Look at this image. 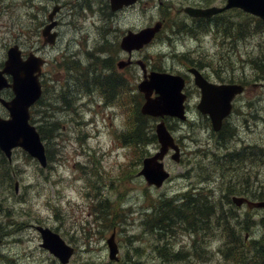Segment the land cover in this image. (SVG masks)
<instances>
[{
	"label": "rangeland",
	"instance_id": "obj_1",
	"mask_svg": "<svg viewBox=\"0 0 264 264\" xmlns=\"http://www.w3.org/2000/svg\"><path fill=\"white\" fill-rule=\"evenodd\" d=\"M52 1L0 0V63L6 59L7 49L13 43H20L26 51L43 47L41 30L48 14L44 5H49ZM172 1L178 7L182 3L202 0ZM222 1L216 0V3ZM96 6L104 7L105 2L96 3ZM159 12L157 1L154 0H151L147 7L141 2L124 11L123 14H118L112 21H105L98 12L88 14L85 19L80 7L66 8L62 14L60 43L56 47L43 49L44 54L51 60L44 69L46 77L49 78L54 74V67H58L57 64L62 60L63 54L73 53L72 55L76 58L85 61L86 54L82 53V50L87 46L93 48L100 42L99 46L105 38L115 41L116 36L122 33L123 29H139L148 25ZM225 15L228 21L247 22L249 20L246 15H241L236 9ZM85 23L96 26V30L94 31L92 26H86L85 29ZM250 24L253 31L254 23L250 21ZM232 25L237 26L235 23ZM85 32L89 33V38L84 36ZM173 35L176 36L173 44L165 40L166 35L163 33V36L146 47L140 56L148 57L153 64L159 63L167 70L185 71L187 63L184 62L187 59L181 58L180 55L186 54L187 58L202 59L207 64L203 67V71L209 72L214 79L218 78V67H221L220 73L225 71L227 74L234 70L237 77H246L252 80L251 82L264 81L258 79L259 72L249 64L251 57L264 54V32L254 35L242 34L241 37H234L225 42H222L224 38L221 35L215 38L214 32L208 36H202L201 39H199L200 36L182 35L180 32ZM59 71L58 67L55 73ZM92 73L101 75L97 70H93ZM134 76L137 80L140 79L139 70L134 71ZM114 79L109 78L106 81L113 82ZM54 80L56 82L52 84L44 100L53 102L57 108L63 109L64 102L60 100L63 79L58 73L55 74ZM79 82L82 83V80ZM79 87V91L74 86L72 88L76 106L81 102L78 98L82 84ZM117 87L118 84L111 89L106 84L105 89L107 91L109 89L108 93L111 94ZM187 89H190L192 93L189 112L192 122L184 124L177 130L182 150L185 148L186 162L179 165L168 158L166 163L172 170L173 177L161 188H149L144 177L138 174L142 165L134 151L129 145L120 147L123 143L115 132L123 126L122 119L99 117L96 124L86 129L81 126V117L76 113L54 109L44 102L38 103L34 108H37L39 112L32 109L34 123L38 126L44 123L48 132L55 135L48 144L55 160L53 165L44 169L26 151L17 148L11 162L14 168L11 179L5 176L6 172L0 156V202L4 203L1 206L6 204L13 209V213H10L5 206L3 207L7 213H10V217L0 214V237L4 239L0 249V264H61L56 256L41 246L42 238L35 226L38 223L56 228L68 242L76 247L77 252L69 264H109L106 238L112 230H109L101 221L95 220L98 202L105 197H108L110 204L116 205L117 208L121 206L120 216L124 215V221L118 226L122 259L129 258L135 252L134 247L140 246L144 249L140 264L184 262L183 259L173 261L171 256H164L162 260L154 248L150 247L155 240L154 236L146 230L148 215L154 211V207L150 208L151 197L175 195L181 189L184 191L193 180L202 188L201 191L204 194L215 190L217 197H219V191L224 190L226 193L230 191V185L247 187L242 185L240 180L244 181L248 176L255 178L257 174L261 183L264 184V152L262 150L264 146V84L258 87H252L250 84L248 91L238 98L235 112L229 119V126L221 142L222 146L217 145L215 136L208 127L207 119L195 107V103L199 101V91L197 92L194 81H191ZM65 98L71 102L70 97L65 96ZM0 113L8 115L1 105ZM46 113L53 116L46 117ZM53 120L61 122L54 123ZM115 126L116 130L113 131ZM177 126L178 124L174 123V128ZM84 131H87L90 136L88 137ZM80 137L82 144L78 141ZM44 141L47 144V141ZM249 145H260L257 150L260 153L259 165L256 160H253L252 171H246L243 167L239 168L237 163L231 167L232 169H222L217 165L221 164L218 160L219 155H223L226 149L236 147L239 149L237 152L239 156L246 157L245 150L241 151V149ZM144 146L142 144V147ZM151 146L153 151L156 150V143ZM229 152L232 151L228 150L226 153ZM192 165L195 168H192ZM191 168L194 171V177L188 174ZM240 170L245 174L237 175ZM17 180L19 191H16ZM253 183L251 180L246 184ZM88 191L92 194L98 192L102 198L97 199L91 194L88 195ZM210 199L213 200L211 197ZM29 210L30 214H28ZM207 211L202 210L208 213ZM242 211L244 209L238 210V213ZM262 216H264L262 212H257L255 220ZM204 217L207 218L206 224L212 228L214 223L211 221V216ZM261 232L260 226L255 225L252 237L259 236ZM170 239L179 250L189 249L193 238L189 234L178 233ZM220 242L221 240L214 239L213 247L216 248ZM163 246L160 248H168L167 240ZM205 247L198 253L195 244V253L202 254L207 249V242ZM224 260V256L215 252L209 261L201 262L195 257L192 258V264H224Z\"/></svg>",
	"mask_w": 264,
	"mask_h": 264
},
{
	"label": "water",
	"instance_id": "obj_2",
	"mask_svg": "<svg viewBox=\"0 0 264 264\" xmlns=\"http://www.w3.org/2000/svg\"><path fill=\"white\" fill-rule=\"evenodd\" d=\"M135 1L112 0V3L114 7H118L124 3L128 4ZM232 6L242 7L244 10L259 15L264 19V0H228L225 8ZM222 9L224 8H186L189 13L195 16H211ZM160 26L161 23H157L155 26L145 28L138 33L131 32L125 37L123 46L129 50L134 47L140 48L155 36ZM45 31L48 32V28ZM8 55L5 67L0 69V101L9 109L10 117L4 118L0 116V147L11 157L13 148L22 146L33 156L37 157L42 165L46 166L45 145L37 127L30 122V107L42 95V84L39 75L44 60L34 54L24 60L18 45L12 46ZM193 71L195 73V81L201 88L202 93L198 107L202 112L209 113L214 128L219 130L222 127L223 119L232 111L234 97L238 93L243 92L244 86L236 83L211 82L199 70L193 69ZM6 74L12 75V82H9ZM184 86L185 79L180 75L152 72L150 79H146L140 84L141 89L146 92L147 96L142 111L157 116L170 114L184 119L186 117ZM5 87H12L15 92V96L11 100H7L2 96V90ZM154 89L158 93L156 97L152 96ZM157 132L162 144L161 150L155 155L144 159V165L140 173L145 175L150 184L161 186L170 176V172L166 170L162 159L170 147L176 150L173 157L177 159L179 146L168 130L165 121L158 123ZM241 200L239 199L238 202H241ZM257 204L264 205V201ZM38 229L43 237L42 246L58 256L63 263H67L74 253V247L69 245L58 232L50 227L38 226ZM108 242L111 249L110 256L111 258H116L119 249L115 241V234L112 235Z\"/></svg>",
	"mask_w": 264,
	"mask_h": 264
},
{
	"label": "trees",
	"instance_id": "obj_3",
	"mask_svg": "<svg viewBox=\"0 0 264 264\" xmlns=\"http://www.w3.org/2000/svg\"><path fill=\"white\" fill-rule=\"evenodd\" d=\"M238 12L241 15L245 14L246 17H248L249 19L248 21H256L257 24L260 25V27L253 28V31H251V26L248 21L244 24L235 23L233 22V20H231V23L229 21H221L219 24H217V27L221 29V32H224L225 36L228 39L232 40L234 37H241L245 34L249 35L258 30L264 31V20L250 13H245L241 10H238ZM233 23H235L237 26L232 25ZM252 60L253 65H255L254 67L257 69V71L261 75H264V54L259 55L258 57H253ZM217 72L218 78H220L221 80H236L240 78L235 75L234 71L226 74L224 71L220 73L218 69ZM48 90L49 89L46 88V92H48ZM66 95L68 94L60 95V100L62 99V101L67 104L64 108L73 109L74 103L76 102V98L74 97L73 93L70 94L69 96H72L73 100L72 102H69L65 98ZM41 102H44L47 106H51L55 109H61L57 108L56 105H54L52 102L44 100V98L40 100V103ZM74 113L77 114V112L75 111ZM52 122L57 123L61 121L53 120ZM149 122L150 118L140 112V102L138 103L137 101H135L134 113L127 122V129L124 133V138L125 140H128L131 143V146L133 147L132 151H134L139 162L143 159L145 155L146 145L148 143H153L157 140L154 131H148ZM38 128L42 133L43 138L47 141L46 145L48 156L50 160H53L51 148L48 146V144L50 143V139L52 137H55V135L50 134L48 132V129L45 127L44 123L39 124ZM142 144H144L145 146L142 147ZM0 156L3 160V168L6 172L5 176L12 179L14 171L12 165L8 163L7 158L1 150ZM238 191L239 187L231 188L230 191H228V193L221 199L212 197L208 194H204L202 191H186L183 193H177L174 196H163L153 198L154 202L152 204V207H154V211L148 215V219L146 220V230L148 232H151L155 239L166 237L168 241V248H154V250L159 254L158 256L161 257V259L165 258L164 256H171L173 258V261H178L180 259L181 254L179 251H176L174 249V245L172 244V242H169L167 236L181 230H183L182 232L187 231L189 233H195L196 235L202 232L207 233V230H211L210 225L206 224L207 218L204 217L205 215H207V213L199 211L210 209L216 211V208H220L219 203H221L224 199H226L227 201L230 200V195ZM254 195L259 198H264V189L256 191ZM210 197L217 203L211 200ZM102 200L103 201L101 202V207H98L97 210L103 213V220L108 221L109 226L111 227L116 225L119 226L121 222L124 221V215L120 216L121 206L117 208V206L113 204H107L106 201L108 200V198H103ZM2 203L3 202H0L1 208L5 206V209L8 212L13 213V209L9 205L5 204L4 206H1L4 204ZM184 208H187V211H185ZM196 208H198L199 211H197L198 209ZM10 213H7L4 209L2 210L3 216L10 217ZM30 213L31 211L29 210L28 214ZM261 219L262 221H264V217H261ZM221 222H223V229L227 231V233L232 232V225L225 223L223 219ZM243 242H245L243 236H240V238H237L236 240L229 241V243H232V245L228 246V248L223 249L224 257L226 260L225 264H264V231L259 237H255L254 239L248 242V245H250V247L247 248L244 247V245H241V243ZM199 246H202V244H200ZM143 250L144 249L140 246L134 247L135 252L131 254L129 258H126V262H124V264H140V258L143 254ZM182 263L190 264L186 261Z\"/></svg>",
	"mask_w": 264,
	"mask_h": 264
},
{
	"label": "bare ground",
	"instance_id": "obj_4",
	"mask_svg": "<svg viewBox=\"0 0 264 264\" xmlns=\"http://www.w3.org/2000/svg\"><path fill=\"white\" fill-rule=\"evenodd\" d=\"M105 83L107 84V85H109V87L112 89L117 83H116V79H114V81L113 82H110V81H106L105 80ZM106 91H107V89H106ZM107 92H109V89H108V91ZM70 94H68V95H66V96H68V97H70L69 96ZM71 98V102H72V100H73V97L71 96L70 97ZM252 185V187L254 188V189H257V190H261L262 189V185L261 184H255V183H253V184H251ZM229 187H231V188H234L235 187V185H230ZM185 207V206H184ZM189 207V206H188ZM185 209V211H187V208H184ZM196 209H198V208H196ZM193 210H195V209H193ZM184 211V210H183ZM197 211H199V209L197 210ZM199 212H202V210L201 211H199ZM208 213H207V215L208 216H215V212H214V210H208L207 211ZM192 213V212H191ZM184 214V213H183ZM182 214V215H183ZM181 215V216H182ZM185 215V214H184ZM195 216V215H194ZM183 217V216H182ZM191 217V216H190ZM191 219H192V217H191ZM193 220V219H192ZM167 240V238L166 237H162V238H158V239H155L151 244H150V247H152V248H160V247H164L163 246V244H164V242ZM152 244H155V246H152Z\"/></svg>",
	"mask_w": 264,
	"mask_h": 264
},
{
	"label": "flooded vegetation",
	"instance_id": "obj_5",
	"mask_svg": "<svg viewBox=\"0 0 264 264\" xmlns=\"http://www.w3.org/2000/svg\"><path fill=\"white\" fill-rule=\"evenodd\" d=\"M106 79H109V78H105V80H106ZM99 82H100L101 85H103V84H102V81L100 80V77H99ZM186 93H187V95H188V100H189V98H190V96H191V95H190L191 92L188 91V89H187V90H186ZM191 97H192V96H191ZM188 100H187V101H188ZM186 106H187V110H189L190 108H189V103H188V102L186 103ZM188 113H189V112H188ZM165 120L170 121V120H171V117H169V116H168V117H165Z\"/></svg>",
	"mask_w": 264,
	"mask_h": 264
}]
</instances>
